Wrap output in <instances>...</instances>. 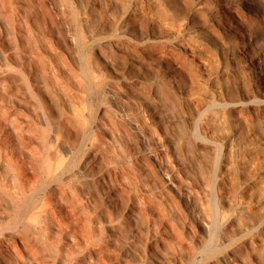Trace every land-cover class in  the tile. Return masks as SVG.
Instances as JSON below:
<instances>
[{"label":"bare ground","instance_id":"1","mask_svg":"<svg viewBox=\"0 0 264 264\" xmlns=\"http://www.w3.org/2000/svg\"><path fill=\"white\" fill-rule=\"evenodd\" d=\"M214 1L0 0V264H264V0Z\"/></svg>","mask_w":264,"mask_h":264},{"label":"rangeland","instance_id":"2","mask_svg":"<svg viewBox=\"0 0 264 264\" xmlns=\"http://www.w3.org/2000/svg\"><path fill=\"white\" fill-rule=\"evenodd\" d=\"M213 4H216V1H214L213 0ZM253 9H254V15H252L253 17H255L256 19H259V18H261L262 16H263V14H262V12H263V10H262V7H261V5L260 4H258V3H254V5H253ZM103 21H104V24H108V19L106 18V17H104V19H103ZM197 22H199V21H197ZM152 28L151 27H149V26H147L146 24H144L140 29H138V33H146L147 31H150ZM243 31L244 32H246V34L249 36L250 35V38L252 39V40H256L257 39V43L254 45V48H257L258 46H262L263 48H264V28H263V25L262 24H260V22H258V21H249V20H247L246 22H245V26H244V28H243ZM236 39V37H231V44H230V46L225 50L226 52V54L228 55V56H230L231 54L230 53H232V48H234V47H236V46H240V45H243V43H242V41H236L235 40ZM84 50V49H83ZM88 51H89V53H90V51H91V48L90 47H88ZM85 52V51H84ZM82 50H80V53H81V55L82 54H84L85 55V53H84ZM123 55V56H122ZM135 56V54L133 53V51H132V49H128L127 51H125L124 53H122L119 57H118V62H119V65H120V67H121V72H123V74H125L126 76H128L129 78H135L136 76H137V74H139V72H142V69L136 64V65H134V63L132 62V58ZM122 58V59H121ZM121 59V60H120ZM125 62H124V61ZM238 60H240V58H238ZM128 62L129 63H133V66L131 67V68H127L126 67V64H128ZM249 73H250V71H247V80H248V85H250L249 84V81L251 80L250 79V76H249ZM132 87L135 89V90H137L138 92H142V93H144V94H149V89L147 88V84L143 81V82H137V83H135V84H132ZM146 97H152L153 95H145ZM91 100H93V102L95 103H101V102H103L102 100H100L99 98H98V96H97V94H95V95H93V98H91ZM179 127L180 126H182L183 127V125L182 124H180V125H178ZM178 126H174V127H170L169 128V131L171 132V133H177L178 134V129H179V127ZM184 130V133H185V135H186V138H187V140H189L191 143H192V141L193 142H195V136L193 135L192 136V134L190 133V132H188V131H186L185 130V127L183 128ZM190 134V135H189ZM261 134H263L262 136H261ZM259 137L260 138H262V139H264V130H261V131H259ZM192 138V139H191ZM193 144V143H192ZM263 149H264V146H260V151L262 152V153H264V151H263ZM188 151H192V148L189 146V150ZM182 160H187V161H189L188 160V157H187V155L185 154V155H183L182 156V158H181ZM191 172H192V170H191ZM192 173H194V172H192ZM196 175H198V173L196 174Z\"/></svg>","mask_w":264,"mask_h":264}]
</instances>
